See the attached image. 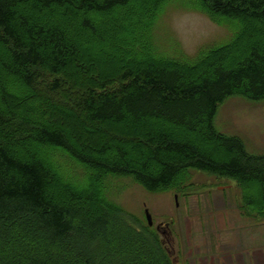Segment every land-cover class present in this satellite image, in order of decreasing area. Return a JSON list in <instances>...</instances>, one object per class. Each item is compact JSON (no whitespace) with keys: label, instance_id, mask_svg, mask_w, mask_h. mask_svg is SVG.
I'll list each match as a JSON object with an SVG mask.
<instances>
[{"label":"trees","instance_id":"trees-1","mask_svg":"<svg viewBox=\"0 0 264 264\" xmlns=\"http://www.w3.org/2000/svg\"><path fill=\"white\" fill-rule=\"evenodd\" d=\"M167 1L0 0L7 54L0 56V264H176L157 232L114 214L104 193L110 176H132L150 191H181L194 171L209 172L238 183L246 215L264 216V155L215 125L228 97L264 99V0H193L232 31L227 42L194 56L169 55L156 44ZM115 10L122 32L131 30L122 38L88 17ZM76 19L116 65H95L82 78L67 31ZM234 52L238 58L227 64ZM22 99L23 109L10 104ZM62 112L101 135L94 152L85 147L86 131L74 140L54 121ZM90 122L96 125L88 128ZM107 132L122 143L107 140ZM31 145L38 149L26 150ZM142 145L143 157H134ZM107 154L110 160L102 158ZM93 202L100 204L96 214ZM110 215L123 233L108 240Z\"/></svg>","mask_w":264,"mask_h":264},{"label":"rangeland","instance_id":"rangeland-1","mask_svg":"<svg viewBox=\"0 0 264 264\" xmlns=\"http://www.w3.org/2000/svg\"><path fill=\"white\" fill-rule=\"evenodd\" d=\"M192 3L193 0H168L155 25L153 32L156 44L169 55L175 56L183 51L187 56H194L200 48L225 43L231 36L229 25L213 21L208 14L193 7ZM121 16L120 10L113 11L106 18L88 15L99 26L109 27V33L122 38L131 30L125 27L122 32L120 27L124 23ZM71 22L74 20L71 19ZM79 22L80 19H76V23L70 24L67 31L78 48L80 60L76 61V65L81 68L82 78H87L93 74L91 69L95 65L105 71L115 62L114 59L110 62L109 52L96 46V40L89 32L80 30ZM249 27L252 30L255 24L250 22ZM0 56L7 60L6 51L1 46ZM236 58L238 55L234 52L226 61L227 64L233 63ZM118 64L121 67L122 62L118 61ZM2 72L0 67V74ZM10 104H14L15 109L25 108L23 99L19 102L10 101ZM53 119L64 126L69 137L74 140L81 136V130L86 131L79 118L68 112L57 113ZM87 125L90 128L96 124L90 122ZM215 125L224 133L239 136L248 152L264 155V99L252 100L237 94L228 97L219 106ZM106 135L107 140L116 139L122 143L119 141L120 135L110 132ZM100 136L95 131L87 130L82 138L85 147L94 152L101 141ZM187 136L194 140L189 134ZM123 145L127 147V144ZM37 149V145H31L26 150ZM145 149V145H142L138 148L139 154L132 155L142 158ZM102 158L111 159L109 154ZM66 172L69 173V170ZM81 172L74 176L79 183L84 180V172ZM192 174V184L181 191H150L132 176H110L105 183L104 193L108 202L114 205V214H118V217L139 231L143 227H150L151 232H157L161 244L176 264H264V216H248L241 210L243 195L238 183L232 178L200 170ZM257 186L254 191L258 190ZM88 207L91 214H96L100 204L93 202ZM147 209L152 216V225L148 223ZM108 220L106 238L119 237L123 232L116 217L110 215Z\"/></svg>","mask_w":264,"mask_h":264},{"label":"water","instance_id":"water-1","mask_svg":"<svg viewBox=\"0 0 264 264\" xmlns=\"http://www.w3.org/2000/svg\"><path fill=\"white\" fill-rule=\"evenodd\" d=\"M146 215H147V219H148L149 224L152 225L153 224V220H152L151 213L149 212L148 209L146 210Z\"/></svg>","mask_w":264,"mask_h":264}]
</instances>
